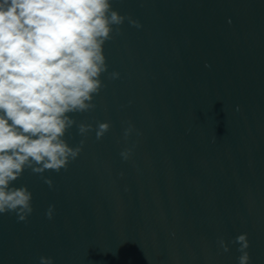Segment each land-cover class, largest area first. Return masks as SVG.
Returning a JSON list of instances; mask_svg holds the SVG:
<instances>
[{"label":"water","instance_id":"obj_1","mask_svg":"<svg viewBox=\"0 0 264 264\" xmlns=\"http://www.w3.org/2000/svg\"><path fill=\"white\" fill-rule=\"evenodd\" d=\"M110 2L79 154L14 182L32 211L0 214V264H239L241 234L264 264V0Z\"/></svg>","mask_w":264,"mask_h":264},{"label":"clouds","instance_id":"obj_2","mask_svg":"<svg viewBox=\"0 0 264 264\" xmlns=\"http://www.w3.org/2000/svg\"><path fill=\"white\" fill-rule=\"evenodd\" d=\"M123 20L110 0H0V214L16 212L23 221L31 213V192L13 186L26 166L59 172L79 154L63 139L75 123L68 114L93 107L106 71L103 45ZM108 129L99 124L97 139ZM236 243L239 264H247V234Z\"/></svg>","mask_w":264,"mask_h":264}]
</instances>
